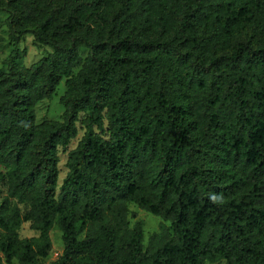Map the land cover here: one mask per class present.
<instances>
[{
	"label": "trees",
	"instance_id": "1",
	"mask_svg": "<svg viewBox=\"0 0 264 264\" xmlns=\"http://www.w3.org/2000/svg\"><path fill=\"white\" fill-rule=\"evenodd\" d=\"M2 4L51 52L0 70V264H42L55 225L50 264H264V0ZM62 79L61 121L36 125ZM128 204L169 225L144 245Z\"/></svg>",
	"mask_w": 264,
	"mask_h": 264
},
{
	"label": "rangeland",
	"instance_id": "2",
	"mask_svg": "<svg viewBox=\"0 0 264 264\" xmlns=\"http://www.w3.org/2000/svg\"><path fill=\"white\" fill-rule=\"evenodd\" d=\"M113 11L114 9L109 10L110 13ZM14 16H16V12L14 10L9 9V7L5 4L0 5V70L8 69L11 58L15 53V56L18 58V65L20 68L29 69L41 58L45 57L51 52L50 47L39 45L35 42L34 26H28L27 30L22 35L12 33L9 23ZM79 55L82 58H85L87 55L86 50H81ZM78 71L79 68L73 71L74 76L77 75ZM64 82L65 79H62L58 87L55 89L51 99L39 101L34 106L33 111L36 125H40L46 121H61L64 109L60 103V99L65 92ZM79 127L80 126L78 125V129ZM82 134L83 132L79 130L77 137L74 140H71L70 143L64 148L60 147L58 149V187L61 185L62 180L67 172L65 163L68 153L76 147L78 141L82 137ZM0 172L5 175V171L2 168H0ZM19 207L22 211L27 208L25 205H19ZM127 210V218L130 228L133 227L137 221L143 222L144 245L147 243L148 237L152 233L156 232L162 224L169 225L152 214L140 210L134 204H128ZM133 214H135V217ZM29 225L30 224L28 222L22 223L19 229L20 238L38 237V233L31 230ZM49 237L52 247L51 253L48 258L42 261V264H50L51 262L55 261L63 251L61 232L56 225L50 231ZM12 264H17V262L13 261Z\"/></svg>",
	"mask_w": 264,
	"mask_h": 264
}]
</instances>
